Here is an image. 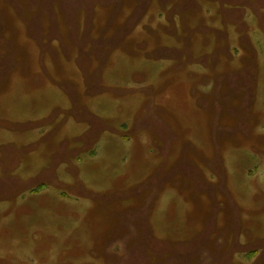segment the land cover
<instances>
[{"label":"rangeland","instance_id":"1","mask_svg":"<svg viewBox=\"0 0 264 264\" xmlns=\"http://www.w3.org/2000/svg\"><path fill=\"white\" fill-rule=\"evenodd\" d=\"M0 264H264V0H0Z\"/></svg>","mask_w":264,"mask_h":264},{"label":"flooded vegetation","instance_id":"2","mask_svg":"<svg viewBox=\"0 0 264 264\" xmlns=\"http://www.w3.org/2000/svg\"><path fill=\"white\" fill-rule=\"evenodd\" d=\"M9 180H12L11 178Z\"/></svg>","mask_w":264,"mask_h":264}]
</instances>
